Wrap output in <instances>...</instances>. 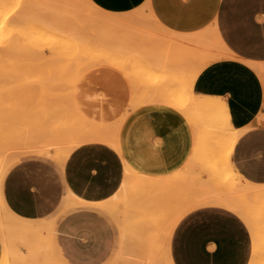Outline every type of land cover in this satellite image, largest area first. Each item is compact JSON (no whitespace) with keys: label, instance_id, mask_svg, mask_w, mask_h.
<instances>
[{"label":"crops","instance_id":"crops-1","mask_svg":"<svg viewBox=\"0 0 264 264\" xmlns=\"http://www.w3.org/2000/svg\"><path fill=\"white\" fill-rule=\"evenodd\" d=\"M90 1L114 14L148 4L165 33L215 30L227 55L202 69L193 92L223 102L232 127L240 132L231 156L234 168L246 182L264 185V76L258 70H264V0ZM131 101V84L118 70L98 66L84 71L72 88L73 107L88 123L119 124V151L103 142H86L62 166L44 156H26L3 180L2 198L16 217L33 224L57 217L50 243L62 264H140L136 256L126 260L118 255V234L109 233L107 224L113 220L100 205L119 193L126 165L149 177H167L189 160L194 135L184 116L159 103L132 110ZM65 210L77 216L62 222L57 214ZM251 252L246 224L214 207L183 217L169 246L171 264H248ZM3 253L0 235V263Z\"/></svg>","mask_w":264,"mask_h":264},{"label":"bare ground","instance_id":"bare-ground-1","mask_svg":"<svg viewBox=\"0 0 264 264\" xmlns=\"http://www.w3.org/2000/svg\"><path fill=\"white\" fill-rule=\"evenodd\" d=\"M83 1L88 10L99 15L92 16L88 31L83 35L76 33V38L84 50L89 52L91 46L97 55L93 57L90 53L86 57L84 51L73 54L69 67L73 66L74 71L67 83L69 98L73 82L89 68L110 66L125 74L115 60L107 58L103 53L107 47L121 49L131 45L132 41L135 43V40L122 35L109 39L107 31L139 18L137 13L131 12L108 13L97 8L90 0ZM142 7L148 10L150 24L161 33L168 48L189 58L197 56L200 63L189 69L174 63L175 57L170 58L167 53L157 55L154 60L160 69L169 72L172 77L189 69L188 78L175 85L166 83V87H174V93L166 97L156 92H145L139 99L140 95L134 85L131 109L152 103L168 106L188 121L194 140L186 165L170 176L149 177L126 165L125 179L119 193L108 203L100 205L113 221H117L118 255L126 260L136 256L141 260L140 264H171L169 246L177 224L197 209L214 207L235 214L246 224L252 243L248 264H264V185L246 182L234 168L231 156L240 132L232 127L223 102L218 98L200 96L193 92L198 74L210 62L226 56V49L219 42L215 30L192 35H179L170 31L165 33L150 6L144 4ZM258 70L263 77L264 70ZM70 110L75 115V122L65 121L55 115L47 120L46 126L25 130L23 141L26 145L21 148L22 153L44 156L62 166L72 150L86 142H103L119 151V124L94 125L83 120L72 104ZM12 137L9 141H14L15 138ZM19 137L16 142L21 140ZM18 161L19 154L0 152V206L4 211V214L0 213V235L4 244L3 257L6 264H26L27 257H30L29 264H62L51 251L50 243V233L57 217L33 224L16 217L4 203L3 180ZM204 173L207 174L206 178L203 177ZM167 196L169 202L166 208L163 204ZM119 203L124 205L123 209L118 208ZM147 204L149 208L145 207ZM68 206L67 204L65 208ZM145 211L159 215V225Z\"/></svg>","mask_w":264,"mask_h":264},{"label":"rangeland","instance_id":"rangeland-1","mask_svg":"<svg viewBox=\"0 0 264 264\" xmlns=\"http://www.w3.org/2000/svg\"><path fill=\"white\" fill-rule=\"evenodd\" d=\"M88 9L83 0H0V152L19 154V160L35 156L30 152L22 153L21 148L26 145L23 141L25 130L46 126L47 120L55 115L65 121H76L70 108L72 88L79 76L73 82L69 98L67 83L74 71L69 63L77 51H84L86 57L90 53L93 57L97 55L91 46L89 52L84 50L76 38V33L83 35L88 31L89 19L99 15ZM131 13H137L139 18L107 32L109 39L122 35L132 38L135 43L132 41L128 47L115 50L107 47L103 53L107 58L115 60L127 76L116 68L106 67L121 72L131 87L135 85L139 99L145 92H156L165 97L172 95L174 87L168 88L166 83L175 85L176 82L186 80L188 70L197 67L200 59L197 56L189 58L168 48L161 33L150 24L148 10L141 7ZM163 53H167L170 58L175 57L174 63L189 69L172 77L155 64V57ZM11 137L15 138L13 142L9 141ZM18 137L21 140L16 142ZM203 177L206 178L207 174L204 173ZM168 198H165L163 204L166 208ZM149 205L145 207L149 208ZM123 207V204H118L119 209ZM0 213L4 214L1 206ZM144 213L149 218L153 217L156 225H159V215L147 211ZM57 215L62 222L77 216L70 210ZM107 224L111 227L109 233L117 236V221H108ZM0 264H6L4 257Z\"/></svg>","mask_w":264,"mask_h":264}]
</instances>
